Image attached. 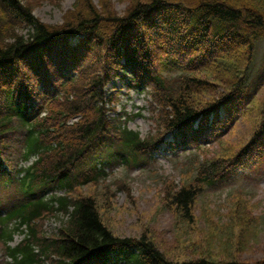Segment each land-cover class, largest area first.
<instances>
[{
	"label": "trees",
	"instance_id": "trees-1",
	"mask_svg": "<svg viewBox=\"0 0 264 264\" xmlns=\"http://www.w3.org/2000/svg\"><path fill=\"white\" fill-rule=\"evenodd\" d=\"M37 1L0 0V173L14 169L19 158L39 155L19 183L30 200L0 216V226L11 219L27 224L30 237L11 248V231L1 228L11 261L0 264H43L45 258L52 264H243L173 261L144 237H117L95 198L75 190L104 177L91 164L99 142L114 139L125 162L166 133L175 146L199 149L202 139L222 144L223 131L250 105L245 96L264 40V0H125L122 13L110 0H75L55 24L33 14ZM118 72L131 74L130 87L149 89L156 140L140 139L121 115L106 114L112 96L104 87ZM74 117L77 122L68 124ZM256 134L231 160L219 151L201 160L191 152L190 180L168 185V204L187 213L204 187L231 173L241 156L246 162L259 153L255 164L264 170V118ZM49 183L65 194L38 197ZM53 210L67 219L47 237L31 223Z\"/></svg>",
	"mask_w": 264,
	"mask_h": 264
},
{
	"label": "rangeland",
	"instance_id": "rangeland-1",
	"mask_svg": "<svg viewBox=\"0 0 264 264\" xmlns=\"http://www.w3.org/2000/svg\"><path fill=\"white\" fill-rule=\"evenodd\" d=\"M110 1L119 13L123 12L125 0ZM74 2L39 0L33 7V14L49 24L60 23L63 13ZM93 2L97 4L99 0ZM21 32L25 34L27 29H21ZM249 80L245 99L250 105L246 113L223 131L226 135L221 145L213 144L207 148L209 157L219 151L221 156L232 154L228 160L234 159L238 150L257 136L258 126L264 118V40L258 43ZM115 81L109 85L108 92L114 85L121 88L118 100L114 101L117 110L128 116L135 115L128 123L129 128L137 131L141 138L147 136L151 129L147 98L133 89L121 87L118 78ZM223 127L225 123L220 127L221 131ZM171 142V135H168L165 143L154 153L153 160L147 159L144 166L125 170L119 163L108 168L107 181L111 183L114 180L112 184L77 188L75 194L95 198L104 224L115 236L144 237L173 261L186 262L203 257L264 264V174L259 175L261 168L255 164L259 153L248 155L244 163L246 158L241 156L239 164L231 170L232 176L201 191L194 198L187 215L168 204L165 196L168 185L177 187L182 181L183 171L189 167L185 162L188 159L184 157L189 148H174ZM245 163L247 166L242 167ZM5 202L6 194L0 206ZM64 220L61 216L47 217L43 227L47 232H54ZM20 238V235H15L11 245Z\"/></svg>",
	"mask_w": 264,
	"mask_h": 264
}]
</instances>
